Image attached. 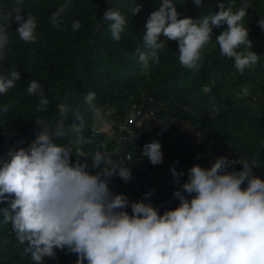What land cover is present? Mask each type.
Returning a JSON list of instances; mask_svg holds the SVG:
<instances>
[{
  "label": "clouds",
  "instance_id": "9594fccd",
  "mask_svg": "<svg viewBox=\"0 0 264 264\" xmlns=\"http://www.w3.org/2000/svg\"><path fill=\"white\" fill-rule=\"evenodd\" d=\"M71 2L65 0L53 12L51 23L55 29L61 30V18ZM192 3L202 7V0ZM249 7L248 0H243L236 11L232 3L225 7L218 2L215 13L192 19L180 18L172 0H161L160 7L144 24L146 50L136 49L138 62L145 69L150 61L158 62L157 50L165 47L161 40L164 37L177 43L180 65L197 70L213 29L226 25V30L216 36V44L221 55L234 60L236 71L243 74L259 59L249 50L252 41L243 24ZM139 11V6L134 7L133 16ZM13 18L19 39L35 43V17L28 15L25 19L17 14ZM103 20L109 22L111 38L120 41L127 24L125 15L109 8ZM9 21L5 17L6 23L0 25V53L11 42L6 31ZM257 23L264 30V19ZM80 27L79 20L71 24L72 31ZM242 46L245 50L238 51ZM20 79L18 71L0 75V96ZM27 94L40 98L37 112L48 108L50 102L36 80L28 81ZM95 99V92L85 96V104L93 112ZM14 106L15 101L0 106V120ZM58 108L61 113L67 112L64 104ZM75 118L78 123L71 126L77 136L73 141L75 153L71 145L57 142L66 135L63 121L49 129L43 120H37L41 130L33 141L27 147L10 148L6 159L0 157V205H7L0 208L2 223L11 225L17 246H24L33 264H44L45 257L55 260L56 250L65 249L77 256L75 264H264V180L253 175V169L260 166L256 155L234 160L219 156L207 169L193 165L183 183L180 177L184 173L170 168L177 185L172 196L179 204L161 214L151 203L131 202L109 187L114 177L125 183L133 178L122 160L112 158L119 156L118 149L111 154L95 152L90 165L73 161V154L85 156L79 146L88 142L81 134L85 120L78 109ZM161 149L162 145L153 140L143 146L141 156L158 166L163 163ZM127 159L131 160L132 155ZM236 164L242 165L241 171H228ZM154 191L144 193V198Z\"/></svg>",
  "mask_w": 264,
  "mask_h": 264
},
{
  "label": "trees",
  "instance_id": "16d2710c",
  "mask_svg": "<svg viewBox=\"0 0 264 264\" xmlns=\"http://www.w3.org/2000/svg\"><path fill=\"white\" fill-rule=\"evenodd\" d=\"M17 0L6 1L13 6ZM65 0H30L29 6L20 15L26 19L34 16L37 23L35 43H24L19 39L18 24L6 29L10 44L5 48V60L0 62V75L18 71L21 79L6 95L0 96V106L15 101L5 119L0 120V157L7 158L10 148L27 147L33 141L41 126L35 121L43 120L49 129H54L58 121H63L66 135L57 142L71 145L73 152L77 139L71 126L77 124L76 110L83 115L85 125L82 135L86 141L80 145L85 156L72 155L73 161L91 164L94 153L105 152L116 145L95 147L89 142L97 112L102 107L113 106L115 113H124L132 103L131 97L140 90L148 89L162 116L156 119L162 132L160 135L147 132L142 139L145 144L157 140L162 145L163 163L183 172L181 183L187 179V170L193 165L205 168L209 157L224 156L239 159L242 156L258 157L260 166L253 169V175L263 180L264 175V35L257 21L260 0H248L243 24L249 29L252 47L249 49L258 56V61L243 74L234 70L232 61L222 56L215 38L226 30V25L214 28L212 40L202 51V60L197 70L182 67L178 59V45L167 41L163 49L157 50L158 62H149V73L135 55L137 48L145 51L142 40L144 24L149 15L160 7L161 0H72L69 11L61 18V30L52 26L51 17ZM180 18L199 16L218 11L217 3L233 4V11L243 0H202L197 8L192 0H172ZM140 7L138 14L132 9ZM228 6V5H227ZM225 6V7H227ZM112 8L125 15L127 24L121 33V40L111 38L108 23L103 20L106 10ZM79 20L81 27L72 31L71 24ZM257 30V31H256ZM259 40V41H257ZM218 51V56L209 60V51ZM243 46L238 51H244ZM205 54V55H204ZM204 56V57H203ZM222 57V58H221ZM184 72L189 76L183 78ZM231 82L227 83V80ZM36 80L41 84L44 96L49 100L48 108L37 112L38 96H28L27 84ZM243 85L251 87V95L235 97L232 90ZM96 93V111L88 109L85 96ZM64 104L66 113H61L58 105ZM188 125L197 133L194 142L189 132L180 123ZM22 141V143H21ZM143 150L138 145L135 150ZM178 162V163H177ZM132 177L141 175L139 169L129 167ZM210 168V167H209ZM236 164L228 171H241ZM154 193L147 199L144 193L137 192L135 185L114 177L109 187L114 193L124 194L129 201L143 200L151 203L162 214L165 210L178 206L179 201L172 193L177 190L171 174L163 179L147 177ZM153 181V182H152ZM7 205H0V208ZM131 214L130 207L127 209ZM0 214V264H33L30 254L24 253V246H17L11 225H3ZM7 241V243H5ZM56 259L45 257L44 264H75L77 256L67 250H56Z\"/></svg>",
  "mask_w": 264,
  "mask_h": 264
},
{
  "label": "built area",
  "instance_id": "2783aa9c",
  "mask_svg": "<svg viewBox=\"0 0 264 264\" xmlns=\"http://www.w3.org/2000/svg\"><path fill=\"white\" fill-rule=\"evenodd\" d=\"M6 1L8 0H0V25L6 23L5 17L10 18L9 24L6 26L7 29L17 24L13 17L26 9L30 0H23L22 3H18L17 0L11 7L7 5ZM260 31L264 33V30L261 29ZM0 57H2L0 59L2 63L5 60V50L0 53ZM131 100L129 109L124 113H115V110L109 106L99 109L89 142L96 148L106 147L109 144L116 145L115 148H108L106 152L111 154L113 150L118 149L119 156L112 157L113 159L122 160L127 167H135L141 173L145 172L141 175H135L131 182L135 185L137 192H148L151 188L147 178L148 171L153 168L158 169V167L152 166L146 157L141 156L142 150L135 149L138 145H141L143 149L145 143L142 138L146 136L148 131L152 134H161L162 129L156 119L162 116V111L156 105L157 103L148 89L140 90L137 95L131 97ZM152 120L154 121L153 124L151 123ZM98 121L103 123L105 127L98 124ZM129 154L132 155L131 160L127 159Z\"/></svg>",
  "mask_w": 264,
  "mask_h": 264
},
{
  "label": "rangeland",
  "instance_id": "374dc122",
  "mask_svg": "<svg viewBox=\"0 0 264 264\" xmlns=\"http://www.w3.org/2000/svg\"><path fill=\"white\" fill-rule=\"evenodd\" d=\"M228 4H225V6H227ZM260 5H261V7H260V11H259V16L260 17H262L263 19H264V0H260ZM259 37H261V38H259V40L260 39H264V35H261V36H259ZM259 40H257V41H259ZM207 56H206V58H208L209 60H211V59H213L215 56H218V51L217 50H214V51H209V52H207V53H205ZM204 54V55H205ZM204 57V56H203ZM222 58V57H221ZM227 60L228 61H232V66H233V68H234V70L236 71V69H235V67H234V60H232V59H229V58H227ZM144 73H146V74H148L149 73V70H148V68L147 69H145L144 68ZM189 76V73L188 72H184V74H183V78H186V77H188ZM228 82H231V79H229V80H227V83ZM232 93L234 94V96L235 97H240V98H245V97H248V96H250L251 95V87L249 86V85H243V86H241L239 89H235V90H232ZM111 108V107H110ZM180 125L184 128V129H186L188 132H189V134H190V136H191V138L193 139V141L194 142H197V133L196 132H194V130L192 129L191 130V128L188 126V125H186V124H184V123H180ZM213 163V157H209L208 159H207V161H206V163H205V167L206 168H209L210 166H211V164ZM170 168H171V166H170V164H168V163H165L164 165H162L161 167H158V172H160L161 173V176H164L165 175V177H167L168 176V174H170ZM263 180H264V175H263Z\"/></svg>",
  "mask_w": 264,
  "mask_h": 264
},
{
  "label": "crops",
  "instance_id": "0c3cea01",
  "mask_svg": "<svg viewBox=\"0 0 264 264\" xmlns=\"http://www.w3.org/2000/svg\"><path fill=\"white\" fill-rule=\"evenodd\" d=\"M113 108V107H112ZM114 110V109H113ZM151 123L153 124L154 123V121L152 120L151 121ZM98 124H100L102 127H105V125H103V123H101L100 121H98ZM159 170L157 169V168H153V169H151V170H149L148 171V176L149 177H152L153 179L155 178H158V179H163V178H165V175L164 176H161V173L160 172H158ZM173 181H175L174 180V178H173Z\"/></svg>",
  "mask_w": 264,
  "mask_h": 264
}]
</instances>
